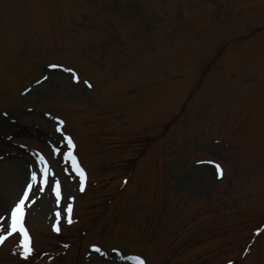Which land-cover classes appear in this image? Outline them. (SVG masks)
<instances>
[{"label": "rangeland", "instance_id": "rangeland-1", "mask_svg": "<svg viewBox=\"0 0 264 264\" xmlns=\"http://www.w3.org/2000/svg\"><path fill=\"white\" fill-rule=\"evenodd\" d=\"M49 63L91 78L95 91L42 69ZM0 113L3 217L31 182L25 164L40 173L36 149L73 215L89 216L80 224L99 215L81 242L61 209L52 232L56 212L42 207L47 194L54 204L50 190L35 194L32 254L24 260L9 236L0 264H130L126 254L146 264H264V0H0ZM58 116L89 170L87 194L52 152L62 147ZM198 157L216 159L225 178L192 165Z\"/></svg>", "mask_w": 264, "mask_h": 264}, {"label": "snow or ice", "instance_id": "snow-or-ice-1", "mask_svg": "<svg viewBox=\"0 0 264 264\" xmlns=\"http://www.w3.org/2000/svg\"><path fill=\"white\" fill-rule=\"evenodd\" d=\"M61 69L62 71L69 72L71 73V79L75 84L80 83V78L79 75L77 74L76 70L72 67H64L61 64L58 63H49L46 65V71L48 69ZM49 80V75L45 74L43 75L42 80L36 81V83L41 84L44 81ZM84 84L86 85L87 88L91 89L92 84L88 81L85 80ZM28 91H31V89H28ZM0 116H7V113H0ZM58 127L56 128V132L60 133V135L63 137V140L66 142V145L69 149L66 153H64V158L65 160H70L72 164L73 171L75 174L79 177V191L83 192L85 190V183L87 179V175L85 170L80 166V163L77 159V157L73 154L72 149L75 148V144L73 142V139L71 136L66 135L63 130V120H59L58 122ZM220 142L215 141L214 144L218 145ZM53 152L59 153V148H53ZM210 152H213L212 148H209ZM39 163L41 165L45 164V160L43 157H39ZM200 164H207L211 166V170L213 173V177L215 180H223L224 178V169L221 165V163H218L216 159H207V160H200L198 161ZM43 172L44 176V183H48V169L43 168L41 169ZM38 176L36 172H31L30 173V180L31 182H26L25 188L26 190L23 191L22 193V198L18 200L13 206L7 209L8 216L3 219L2 224H0V232L4 234H0V245H2L5 240L8 239L9 236H11L13 233H20L23 237L21 240V243L19 245L21 251L19 255L24 259L28 260L33 252L32 244H31V237L29 236V233L27 229L25 228L24 225V217H25V209L27 207H31V204L35 203V199L31 196L33 185L37 182ZM127 180L124 181L125 184H127ZM37 191H40L38 188ZM55 194H56V199L57 202L60 201L61 199V186L60 183L57 181L55 185ZM74 199V198H73ZM72 211L73 207L72 204L69 203L65 209L66 213V222L67 224L71 225L73 223L72 220ZM0 216H3V213H0ZM9 219H10V224H9ZM60 220H61V213L57 212L56 213V224L54 226V231L57 233L60 232ZM64 247H68V245H64ZM94 252H101V249L97 246H93L92 249ZM135 261V264H146V261L142 259L140 256H134L131 257ZM229 264H232V262H229Z\"/></svg>", "mask_w": 264, "mask_h": 264}, {"label": "bare ground", "instance_id": "bare-ground-1", "mask_svg": "<svg viewBox=\"0 0 264 264\" xmlns=\"http://www.w3.org/2000/svg\"><path fill=\"white\" fill-rule=\"evenodd\" d=\"M11 163L13 165H15V167L18 169L17 171H20V169L22 168V163H20L18 161H15L14 163L11 162ZM27 169H28L27 168V164H25V176H24L25 178L28 177V175H29V174L28 175L26 174L28 172ZM204 169H206V168H204ZM17 177L20 179V177H22V173H21V176H20V174L18 175V173H17V175L14 177V179H17ZM19 179H17V181H19ZM202 182H203L204 185H206L207 184V178H204ZM1 203L2 202H0V209L2 208V204ZM50 203H51L50 198L46 197V200L44 201L43 205L46 206V204H50ZM2 222H3V220L1 219L0 223L2 224Z\"/></svg>", "mask_w": 264, "mask_h": 264}]
</instances>
